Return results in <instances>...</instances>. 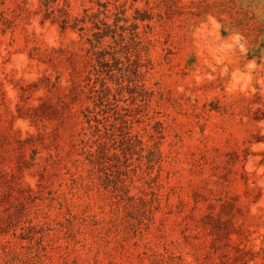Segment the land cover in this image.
I'll list each match as a JSON object with an SVG mask.
<instances>
[{"label": "rangeland", "instance_id": "374dc122", "mask_svg": "<svg viewBox=\"0 0 264 264\" xmlns=\"http://www.w3.org/2000/svg\"><path fill=\"white\" fill-rule=\"evenodd\" d=\"M0 264H264V0H0Z\"/></svg>", "mask_w": 264, "mask_h": 264}]
</instances>
